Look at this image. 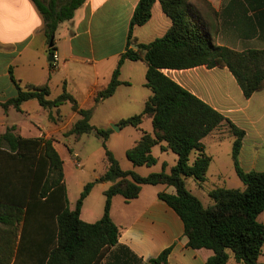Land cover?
Returning <instances> with one entry per match:
<instances>
[{"label":"trees","instance_id":"1","mask_svg":"<svg viewBox=\"0 0 264 264\" xmlns=\"http://www.w3.org/2000/svg\"><path fill=\"white\" fill-rule=\"evenodd\" d=\"M32 1L43 18L49 42H53L58 24L70 20L74 11L85 2ZM155 1H159L163 12L171 19V26L164 35L149 42H139L133 29L149 20ZM190 8V0H139L129 22L125 51L120 54L109 83L94 97L96 104L111 96L123 83L119 74L125 60L144 61L147 65L145 85L152 93L141 112L121 118L117 124L120 128L137 127L145 117H150L152 132L143 131L125 155L134 166H151L157 161L152 147L161 144L162 150H171L177 156L169 172L163 168L141 175L132 169H123L106 145L112 129L96 127L90 122L93 107H80L65 86L60 94L51 98L47 83L22 85L9 71L15 92L0 102L4 110L12 106L19 111L23 101L35 99L48 111V118L54 120L53 109L58 113L60 105L70 102L79 118L66 135L79 140L83 134L93 131L103 139L105 170L84 185L74 208L70 209L63 159L55 149L53 139L22 137L16 133L14 125L0 134V212H5V207L15 209L27 229L40 223L41 216L53 219L54 239L44 257L46 264H97L105 252L118 243L120 235V228L110 216L112 196L119 194L128 201L138 196L143 184L174 187V193L161 191L158 197L180 216L189 247L213 251L206 264H227L230 260L258 264L264 246V223L257 219L264 210V170H243L238 154L245 132L162 69L226 66L244 96L249 97L264 88V49L235 51L215 45L204 23ZM132 44L137 48L131 47ZM222 125H226L235 137L231 155L235 172L244 186L214 187L208 191L212 202L205 205L187 187L186 179L190 177L197 183L206 181L212 157L205 151L202 139ZM100 181L111 182L104 191L102 216L94 222H86L80 218L83 201L93 185ZM170 250L171 247L164 249L147 264H165Z\"/></svg>","mask_w":264,"mask_h":264},{"label":"crops","instance_id":"2","mask_svg":"<svg viewBox=\"0 0 264 264\" xmlns=\"http://www.w3.org/2000/svg\"><path fill=\"white\" fill-rule=\"evenodd\" d=\"M138 1L85 0L70 20L58 24L50 45L44 32L43 18L32 0H0V102L14 95L11 70L22 85L47 83L50 97L52 87L60 86L63 89L65 86L80 107L93 106L96 93L109 83L120 54L125 51L129 22ZM190 4V10L204 23L215 45L235 51L264 49V0H190ZM171 23L159 1H155L151 17L145 24L135 26L133 35L139 42H149L164 35ZM52 46V52L58 58L49 61ZM146 68L142 60H125L119 74L123 83L111 96L94 105L91 120L99 105L106 100L114 104L106 117L109 123L117 124L121 118L141 112L152 93L145 85ZM54 71L57 72L56 76L52 75ZM162 71L245 132L238 154L243 170H264V88L245 97L234 75L221 65L164 68ZM136 87L139 88L140 100L137 103L132 90ZM62 105L58 113L53 109L54 120L48 118V111L35 99L23 101L19 111L12 106L6 110L0 106V134L14 125L16 133L22 137L52 138L55 149L63 159L64 171L65 159L59 147V138H63V141L70 137L74 139L73 135L66 133L79 115L71 106L70 111L63 112ZM130 106L137 108L131 113H120L119 108ZM26 119L34 127L25 122ZM147 120L151 121V118L145 117L139 128ZM150 129H138L134 143L143 131L152 132V123ZM224 137L230 138L233 144L235 137L226 125L205 136L202 141L207 154L211 156L208 142L219 143ZM66 148L73 164L80 167L79 154L67 145ZM104 170L103 161L102 170L94 177ZM64 182L67 193L65 172ZM85 184H82L80 192ZM110 184L100 181L93 185L80 210L82 220L94 222L102 216L104 191ZM161 191L174 193L175 189L164 184H143L138 196L128 201L119 194L112 196L110 216L120 228V235L118 243L109 248L97 264H147L168 247L171 250L165 264H206L213 251L187 245L183 222L175 210L158 197ZM90 202H94L91 209ZM4 210L0 212L3 217L0 219V264H46L44 257L54 239L53 219L41 216L40 223L27 229L15 209L5 207ZM227 264L241 263L230 260ZM258 264H264V254L259 257Z\"/></svg>","mask_w":264,"mask_h":264},{"label":"rangeland","instance_id":"3","mask_svg":"<svg viewBox=\"0 0 264 264\" xmlns=\"http://www.w3.org/2000/svg\"><path fill=\"white\" fill-rule=\"evenodd\" d=\"M56 73L57 72L54 71L52 72V75L56 76ZM132 90L135 94L137 103V101H140L138 93L139 88L136 87ZM62 91L63 89L60 86L52 87L51 97L57 96ZM111 102V100H106L102 105H99L97 112L94 114V119L90 120V122L96 127H110L112 129L108 138L106 139L107 148L113 152L122 168L126 169L133 167L134 169V166H132L131 161L125 155L126 149L130 148L134 144V138L137 134V131H139L138 129L144 128L145 130H151V121L147 120L145 123L142 124V126H140V128L139 126L134 127L129 125L118 130L114 126V124H118H112L106 121V117L109 115V113H111V109L114 107V104ZM94 105L95 103L91 107L94 108ZM70 106L71 103L66 102L61 106V109L63 112H68L70 111ZM136 108L137 107L135 106H130L128 108H119V110L121 114H127L134 112ZM138 110H140V107ZM19 116L25 119L24 116ZM25 122H27L31 127H34L28 119H26ZM59 140L61 141L59 147L62 150L63 157L65 159L64 172L65 181L67 184L69 207L73 209L76 200L79 197L80 188L82 184H85L89 181H93L96 178L94 177L95 174L103 168V139L100 136H97L93 131H90L88 133L83 134L79 140H74L72 137H70V139L68 140L64 139V141L63 138L60 137ZM65 144L68 146L69 149H72L73 151L79 154L78 161L80 163V167H76L73 164L71 160V154L67 150ZM207 146L208 151L212 156V161L207 171L206 181H204L203 183H197L190 177L186 179L187 187L191 188L193 192L198 194L200 196L199 198L205 205L210 204L212 202L208 196V191L214 187L223 186L227 188H243L244 186L242 181L237 176L232 162V140L230 138L224 137L219 141V143L208 142ZM152 154L157 157V161L155 164L151 166H135L136 170L134 169V171L141 175H146L151 172L161 171L164 168L165 171L169 172L171 167L175 164L177 158L176 154L172 151L163 152L159 145H156L152 148ZM164 162L166 164L165 166H163ZM90 203L91 205L89 208L91 209V207H93L94 202ZM257 219L260 222L264 223V210L258 215ZM262 254H264V246Z\"/></svg>","mask_w":264,"mask_h":264},{"label":"water","instance_id":"4","mask_svg":"<svg viewBox=\"0 0 264 264\" xmlns=\"http://www.w3.org/2000/svg\"><path fill=\"white\" fill-rule=\"evenodd\" d=\"M50 45H52V41H50ZM131 47H133V48H137V45L132 44ZM52 55H53V52L51 51V52L49 53V58H48L49 61H52V60H53V56H52ZM114 126L119 130V126H118V125H115V124H114Z\"/></svg>","mask_w":264,"mask_h":264},{"label":"built area","instance_id":"5","mask_svg":"<svg viewBox=\"0 0 264 264\" xmlns=\"http://www.w3.org/2000/svg\"><path fill=\"white\" fill-rule=\"evenodd\" d=\"M52 56H53V60H56L58 58V56H57V54L55 52H53V55Z\"/></svg>","mask_w":264,"mask_h":264}]
</instances>
